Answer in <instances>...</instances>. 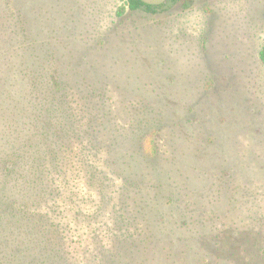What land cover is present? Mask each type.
<instances>
[{"label": "rangeland", "instance_id": "1", "mask_svg": "<svg viewBox=\"0 0 264 264\" xmlns=\"http://www.w3.org/2000/svg\"><path fill=\"white\" fill-rule=\"evenodd\" d=\"M144 1L157 12H121L124 0H0V47L9 48L0 105L15 93L5 79L18 74L17 60L81 56L107 75L120 123L139 116L125 149L155 132L156 153L144 150L136 169L146 182L141 243L115 264H264V0ZM20 129L0 119V171ZM3 177L0 264H63L44 251L48 224L10 210L29 189ZM64 191L57 203L70 243L82 231Z\"/></svg>", "mask_w": 264, "mask_h": 264}, {"label": "trees", "instance_id": "2", "mask_svg": "<svg viewBox=\"0 0 264 264\" xmlns=\"http://www.w3.org/2000/svg\"><path fill=\"white\" fill-rule=\"evenodd\" d=\"M126 10L156 13L157 5L124 0L120 11ZM8 49L0 47V60ZM15 50H27L26 42ZM36 59L16 61L18 74L5 79L15 93L0 105V119L18 124L24 136L5 160L1 158L0 172L5 180L14 177L15 189L26 186L31 192L22 206L11 200L10 210L48 224L51 238L44 251L63 264H115L122 250L141 243L135 222L147 203L141 193L146 182L136 169L144 161L140 154L148 159L156 153L155 132L135 151L125 149V142L140 134L139 116L130 118L128 128L120 123L107 75L81 56L66 60L51 52ZM259 60L264 65V43ZM67 187L70 195L64 199L73 206L74 230L82 231L70 243L71 227L60 221L57 203Z\"/></svg>", "mask_w": 264, "mask_h": 264}]
</instances>
